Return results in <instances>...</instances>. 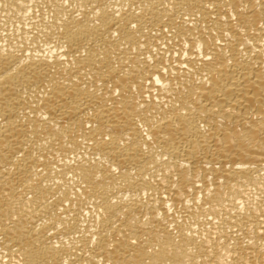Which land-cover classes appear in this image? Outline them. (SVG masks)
I'll use <instances>...</instances> for the list:
<instances>
[{
  "label": "bare ground",
  "instance_id": "bare-ground-1",
  "mask_svg": "<svg viewBox=\"0 0 264 264\" xmlns=\"http://www.w3.org/2000/svg\"><path fill=\"white\" fill-rule=\"evenodd\" d=\"M0 8V264H264V0Z\"/></svg>",
  "mask_w": 264,
  "mask_h": 264
},
{
  "label": "rangeland",
  "instance_id": "rangeland-1",
  "mask_svg": "<svg viewBox=\"0 0 264 264\" xmlns=\"http://www.w3.org/2000/svg\"><path fill=\"white\" fill-rule=\"evenodd\" d=\"M1 7H2V6H1ZM2 8H3V7H2ZM0 9H1V8H0ZM2 10H3V11H2ZM4 11H5V12H4ZM1 13H3V14L0 15V19H1V20H0V28H1V29H0V30H1V31H0V37L2 36V37L0 38V40H1L2 38H4V39L6 40V39H8V38H10V37H12V36H13V37L10 38V39H13L17 34H20L21 31L19 32L18 30H19V29H20V30L22 29L24 23H26V26L30 27V29H31V28H32V27H31V25H32L31 23L34 22L35 20H38L37 18L40 19V18H41V15H44V17H47V16H45L46 12H43V14H42V13L40 14V12H39L38 10H35V11L33 12V14H35V17H33L34 15H32V14L29 15V16H27V17H29L30 19H31V18H34V19H35L36 16H37V18H36L35 20H34V19H31V20H33V21H30L29 18L25 17V19L27 18L28 21H27V19H26V21H25L24 18H20V19H16L17 21L12 22L13 20H15V18H11V19H8V17L6 18V17H5V16H6V13H7L6 10L1 9V10H0V14H1ZM36 14H37V15H36ZM38 14H39V15H38ZM46 15H47V14H46ZM3 16H4V17H3ZM3 18H4V19H3ZM5 19H6L7 23H6ZM12 19H13V20H12ZM2 20L5 22V25L7 24L6 26L8 27V29L10 28V30H8L6 26H4V22H3ZM20 20H21V22H19ZM16 22H17V23H16ZM27 22H30V23H27ZM2 23H3V24H2ZM9 23H10V24H11V23L13 24V25L11 24L12 28H11V26L9 27V25H8ZM15 23H16V24H15ZM18 23H19V24H18ZM21 24H22V25H21ZM28 24H30V26H29ZM17 25H18V26H17ZM19 25H20V26H19ZM3 26H4L5 31H4V29H3ZM16 26H17V27H16ZM24 26H25V25H24ZM13 27H14V28H13ZM20 27H21V28H20ZM15 28H16V30H14ZM11 29H13V30H11ZM6 30H8V31H6ZM31 30H32V29H31ZM2 31H3V32H2ZM10 31H11V32H10ZM14 31H16V32H18V33L14 32ZM5 32H6V34H5ZM8 32H10V33H8ZM12 32H13V34H12ZM1 34H3V35H1ZM9 34H10V35H9ZM11 34H12V35H11ZM8 35H9V36H8ZM7 36H8V37H7ZM17 36H19V35H17ZM4 39H3V40H4ZM29 42H30V40H29Z\"/></svg>",
  "mask_w": 264,
  "mask_h": 264
}]
</instances>
